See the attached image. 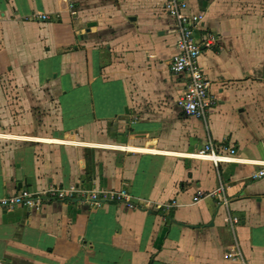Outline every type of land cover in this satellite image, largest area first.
I'll use <instances>...</instances> for the list:
<instances>
[{
  "label": "crops",
  "instance_id": "crops-1",
  "mask_svg": "<svg viewBox=\"0 0 264 264\" xmlns=\"http://www.w3.org/2000/svg\"><path fill=\"white\" fill-rule=\"evenodd\" d=\"M165 1L0 0V199L124 187L142 205L0 209V264H264V0H186L206 120L177 104ZM209 141L232 159L196 157Z\"/></svg>",
  "mask_w": 264,
  "mask_h": 264
},
{
  "label": "built area",
  "instance_id": "built-area-1",
  "mask_svg": "<svg viewBox=\"0 0 264 264\" xmlns=\"http://www.w3.org/2000/svg\"><path fill=\"white\" fill-rule=\"evenodd\" d=\"M165 10L174 19V26L178 33L177 49L178 53L171 62L170 69L173 73L186 75V83L183 94L177 100V104L186 116L206 120L210 111L217 105V99L210 92V81L203 71L199 59L202 48L195 37V31L203 15L188 12L186 0H166ZM41 19H46L42 15ZM236 150L235 148L221 145L219 149L214 147L212 141L207 142L199 148L195 156L206 158L213 162L223 159L231 160ZM264 177V162L261 168L253 175L254 179ZM221 188L210 193H216ZM202 193H198V199ZM74 198H81L90 201L94 206H102L106 202H114L127 206L129 209H139L142 207L133 199L129 191L122 187L120 189L93 188L91 190H80L76 188H63L50 185L44 190L32 192L26 189L20 190L16 194L8 195L0 199V209L13 210L22 206L30 209H40L51 200L69 201ZM169 203L158 205V208H168ZM232 222H237L236 217L231 218ZM242 264H253L242 261Z\"/></svg>",
  "mask_w": 264,
  "mask_h": 264
}]
</instances>
